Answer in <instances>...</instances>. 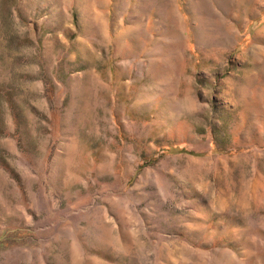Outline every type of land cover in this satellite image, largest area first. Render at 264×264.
<instances>
[{"label": "rangeland", "instance_id": "obj_1", "mask_svg": "<svg viewBox=\"0 0 264 264\" xmlns=\"http://www.w3.org/2000/svg\"><path fill=\"white\" fill-rule=\"evenodd\" d=\"M0 264H264V0H0Z\"/></svg>", "mask_w": 264, "mask_h": 264}]
</instances>
